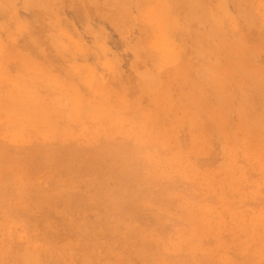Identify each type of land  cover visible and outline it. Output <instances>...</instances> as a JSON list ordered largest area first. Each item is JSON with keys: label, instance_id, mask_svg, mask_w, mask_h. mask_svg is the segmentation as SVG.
I'll use <instances>...</instances> for the list:
<instances>
[{"label": "rangeland", "instance_id": "obj_1", "mask_svg": "<svg viewBox=\"0 0 264 264\" xmlns=\"http://www.w3.org/2000/svg\"><path fill=\"white\" fill-rule=\"evenodd\" d=\"M0 264H264V0H0Z\"/></svg>", "mask_w": 264, "mask_h": 264}, {"label": "bare ground", "instance_id": "obj_2", "mask_svg": "<svg viewBox=\"0 0 264 264\" xmlns=\"http://www.w3.org/2000/svg\"><path fill=\"white\" fill-rule=\"evenodd\" d=\"M121 6V5H120ZM123 6V5H122Z\"/></svg>", "mask_w": 264, "mask_h": 264}]
</instances>
